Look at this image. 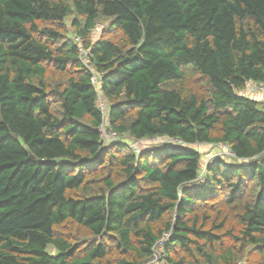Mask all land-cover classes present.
Masks as SVG:
<instances>
[{
    "label": "trees",
    "instance_id": "trees-1",
    "mask_svg": "<svg viewBox=\"0 0 264 264\" xmlns=\"http://www.w3.org/2000/svg\"><path fill=\"white\" fill-rule=\"evenodd\" d=\"M250 81L264 0H0V264H264Z\"/></svg>",
    "mask_w": 264,
    "mask_h": 264
},
{
    "label": "rangeland",
    "instance_id": "rangeland-1",
    "mask_svg": "<svg viewBox=\"0 0 264 264\" xmlns=\"http://www.w3.org/2000/svg\"><path fill=\"white\" fill-rule=\"evenodd\" d=\"M71 19H72V15H70L66 18L67 27H69V23H70ZM106 23H107L106 21H102L101 24L98 25L99 29L96 31H93L92 38H97L99 36L101 28ZM254 97H255V99L259 100V102H260L259 108L264 111V98L257 96V95H254ZM102 126H103V128L106 129V124H103ZM107 131L108 130L106 129V132ZM111 138H112V136L110 137V139ZM122 140L125 143H127L131 147V149H132V146L133 147L135 146L139 152L145 148H148V147L154 145L155 143L160 142V140H154V139L133 140L131 137H127V136L122 138ZM104 141L110 142V141H113V139L109 140V138H105ZM190 147H192L195 150H198L199 153L201 154V161H200L201 168H202L201 170L204 169V166H206L207 162L210 161L211 159L216 158V157H224L226 159L227 155H228V149L221 144H218V145H214V144H193ZM132 151L134 153H138L134 149H132ZM160 256H161L160 248H157L154 256L148 262V264H161L162 259L160 258Z\"/></svg>",
    "mask_w": 264,
    "mask_h": 264
},
{
    "label": "built area",
    "instance_id": "built-area-1",
    "mask_svg": "<svg viewBox=\"0 0 264 264\" xmlns=\"http://www.w3.org/2000/svg\"><path fill=\"white\" fill-rule=\"evenodd\" d=\"M98 29H99V26L97 25L94 28V31H96ZM86 53H87L86 50H81L80 51V59L82 60L83 63H85L86 65H89ZM92 82H94V83L97 82V78H96L95 74L92 76ZM243 92H244V94H246L247 96H250L252 98H255L254 95H257V96L264 98V84H261V83L255 82V81H250L247 83L246 88L243 90ZM99 105H100V108H103L102 103L99 102ZM100 131H101V135L104 139L109 138V140H111V139L114 140V138H115L114 132L108 130L107 131L108 133H107L106 129L103 128V126H101ZM111 136H112V138L110 139ZM172 141H177V140L173 139ZM132 149H134L136 152H139L135 146L134 147L132 146Z\"/></svg>",
    "mask_w": 264,
    "mask_h": 264
}]
</instances>
